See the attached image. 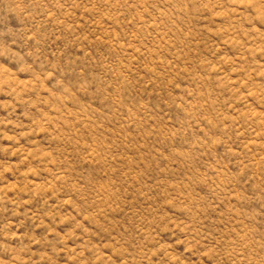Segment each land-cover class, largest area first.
<instances>
[{
	"label": "rangeland",
	"instance_id": "rangeland-1",
	"mask_svg": "<svg viewBox=\"0 0 264 264\" xmlns=\"http://www.w3.org/2000/svg\"><path fill=\"white\" fill-rule=\"evenodd\" d=\"M0 264H264V0H0Z\"/></svg>",
	"mask_w": 264,
	"mask_h": 264
}]
</instances>
